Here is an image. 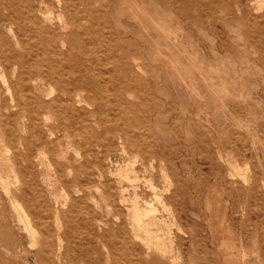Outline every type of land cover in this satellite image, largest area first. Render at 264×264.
<instances>
[{"label": "rangeland", "instance_id": "1", "mask_svg": "<svg viewBox=\"0 0 264 264\" xmlns=\"http://www.w3.org/2000/svg\"><path fill=\"white\" fill-rule=\"evenodd\" d=\"M262 1L0 0V264H264Z\"/></svg>", "mask_w": 264, "mask_h": 264}, {"label": "bare ground", "instance_id": "2", "mask_svg": "<svg viewBox=\"0 0 264 264\" xmlns=\"http://www.w3.org/2000/svg\"><path fill=\"white\" fill-rule=\"evenodd\" d=\"M262 1V0H261ZM263 3H264V1H262ZM258 3H261V2H259V0H258ZM263 3H262V5H263ZM259 5V4H258ZM261 5V6H262ZM5 75V74H4ZM2 77V76H1ZM209 78V77H208ZM12 94V93H11ZM135 160V159H134ZM117 163V162H116ZM134 163H136V162H134ZM137 164V163H136ZM129 165V164H128ZM51 167V166H50ZM48 168H49V166H48ZM127 168V167H126ZM134 169V168H133ZM50 171H51V168L49 169ZM248 170V169H247ZM133 172V171H132ZM134 172H135V170H134ZM134 172H133V174H134ZM236 172H238V171H236ZM248 172V171H247ZM136 173V172H135ZM137 174V173H136ZM238 175H240V174H238ZM120 176V175H119ZM164 176H166V175H164ZM163 176V177H164ZM123 177V176H122ZM127 177V176H126ZM233 177V176H232ZM242 178V177H241ZM145 179V178H144ZM147 182V181H146ZM169 186H170V184H169ZM150 188H152V187H150ZM154 188V187H153ZM155 189V188H154ZM169 189V188H168ZM156 191V190H155ZM166 191H167V188H166ZM164 193V192H163ZM155 196V195H154ZM161 197V196H160ZM159 197V198H160ZM158 199V198H157ZM161 199V198H160ZM160 199H159V202H160ZM58 202V201H57ZM164 202V201H163ZM20 205V204H19ZM164 205H165V203H164ZM157 208V207H156ZM154 209V208H153ZM158 209V208H157ZM140 210V209H139ZM145 210H146V208H145ZM144 210V211H145ZM154 210H156V209H154ZM163 210V209H162ZM151 211V210H150ZM149 211V212H150ZM147 213V212H146ZM145 213V214H146ZM148 214V213H147ZM149 215V214H148ZM154 215V214H153ZM173 215V214H172ZM169 218V217H168ZM139 221H141L140 219H139ZM162 222V221H161ZM172 227H174V226H172ZM32 233V232H31ZM150 233V232H149ZM33 234V233H32ZM30 235V234H29ZM34 235V234H33ZM33 237V236H32ZM162 237V236H161ZM35 238V237H34ZM156 240H158V239H156ZM145 242V241H144ZM152 242V241H151ZM149 243H150V240H149ZM146 246H147V244H146ZM163 250V249H162ZM165 253V252H164ZM179 259V258H178ZM178 261V260H177Z\"/></svg>", "mask_w": 264, "mask_h": 264}]
</instances>
